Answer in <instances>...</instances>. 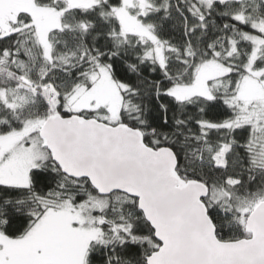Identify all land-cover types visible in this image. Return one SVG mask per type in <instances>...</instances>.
Returning a JSON list of instances; mask_svg holds the SVG:
<instances>
[{
  "label": "snow or ice",
  "instance_id": "obj_1",
  "mask_svg": "<svg viewBox=\"0 0 264 264\" xmlns=\"http://www.w3.org/2000/svg\"><path fill=\"white\" fill-rule=\"evenodd\" d=\"M0 264H264V0H0Z\"/></svg>",
  "mask_w": 264,
  "mask_h": 264
}]
</instances>
